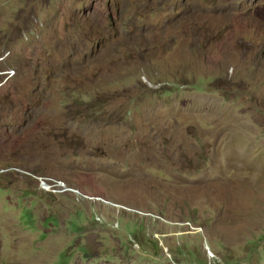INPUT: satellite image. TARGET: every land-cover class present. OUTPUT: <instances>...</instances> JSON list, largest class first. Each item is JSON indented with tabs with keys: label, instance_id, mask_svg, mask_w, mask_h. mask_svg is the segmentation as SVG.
<instances>
[{
	"label": "rangeland",
	"instance_id": "374dc122",
	"mask_svg": "<svg viewBox=\"0 0 264 264\" xmlns=\"http://www.w3.org/2000/svg\"><path fill=\"white\" fill-rule=\"evenodd\" d=\"M0 264H264V0H0Z\"/></svg>",
	"mask_w": 264,
	"mask_h": 264
},
{
	"label": "clouds",
	"instance_id": "9594fccd",
	"mask_svg": "<svg viewBox=\"0 0 264 264\" xmlns=\"http://www.w3.org/2000/svg\"><path fill=\"white\" fill-rule=\"evenodd\" d=\"M195 88H196V86H195ZM9 170H11V167H7L3 172H2V174H5V173H8L9 172ZM53 182L54 183V188L55 189H58V190H64L63 192H60V193H51V192H49V191H47V189H44V186H48V185H50L49 184V182ZM39 182H40V187H41V189L43 190L44 189V191L45 192H47V193H49L50 195L52 194V195H56V196H61V197H65V198H69L68 197V193L70 194V193H72V194H75V195H77L78 197H81V198H84V199H88L89 201L90 200H92L93 201V199L92 198H89L88 196H85V195H83V194H81L77 189H74V188H71V187H69V186H67L64 182H62V181H60V180H55V179H51V178H44L43 180L42 179H40L39 180ZM57 183H58V185H57ZM52 186H53V184H51ZM80 198V199H81ZM82 200V199H81ZM96 202H101V203H104L101 199H99V198H96V199H94ZM104 200V199H103ZM93 203V202H92ZM91 203V204H92ZM110 204H112V203H110ZM110 204H108V205H106V206H109ZM115 205L116 204H113V206L115 207ZM117 206V205H116ZM99 208V207H98Z\"/></svg>",
	"mask_w": 264,
	"mask_h": 264
},
{
	"label": "flooded vegetation",
	"instance_id": "af4514ba",
	"mask_svg": "<svg viewBox=\"0 0 264 264\" xmlns=\"http://www.w3.org/2000/svg\"><path fill=\"white\" fill-rule=\"evenodd\" d=\"M7 174V173H5ZM4 174V175H5ZM57 221V220H56ZM86 228L84 227V225H81L80 228H75V230H73L72 232H70L71 234H69L70 237H72L69 241L73 244L76 240V245H78L79 247L83 248V252L82 254H87V249H88V240L87 237L89 236L87 233L85 234ZM94 241V240H93Z\"/></svg>",
	"mask_w": 264,
	"mask_h": 264
},
{
	"label": "built area",
	"instance_id": "2783aa9c",
	"mask_svg": "<svg viewBox=\"0 0 264 264\" xmlns=\"http://www.w3.org/2000/svg\"><path fill=\"white\" fill-rule=\"evenodd\" d=\"M47 188V191L51 192V193H60V192H63L62 190H58V189H55L52 185H48L46 186Z\"/></svg>",
	"mask_w": 264,
	"mask_h": 264
},
{
	"label": "bare ground",
	"instance_id": "6f19581e",
	"mask_svg": "<svg viewBox=\"0 0 264 264\" xmlns=\"http://www.w3.org/2000/svg\"><path fill=\"white\" fill-rule=\"evenodd\" d=\"M49 184H50V185L53 184V187H55L53 182L50 181ZM57 185H58V183H57ZM62 191H64V190H62ZM102 201H103V200H102ZM103 202H104L106 205H108V204L111 203V202H108V201H106V200H104ZM115 207H117V206L115 205Z\"/></svg>",
	"mask_w": 264,
	"mask_h": 264
},
{
	"label": "trees",
	"instance_id": "16d2710c",
	"mask_svg": "<svg viewBox=\"0 0 264 264\" xmlns=\"http://www.w3.org/2000/svg\"><path fill=\"white\" fill-rule=\"evenodd\" d=\"M196 90H198V87H196Z\"/></svg>",
	"mask_w": 264,
	"mask_h": 264
},
{
	"label": "crops",
	"instance_id": "0c3cea01",
	"mask_svg": "<svg viewBox=\"0 0 264 264\" xmlns=\"http://www.w3.org/2000/svg\"><path fill=\"white\" fill-rule=\"evenodd\" d=\"M195 87V86H194Z\"/></svg>",
	"mask_w": 264,
	"mask_h": 264
}]
</instances>
